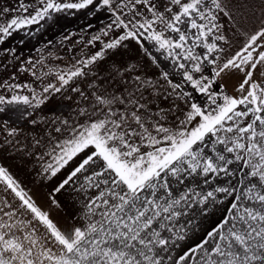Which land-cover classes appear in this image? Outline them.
Segmentation results:
<instances>
[{
	"label": "snow or ice",
	"instance_id": "snow-or-ice-1",
	"mask_svg": "<svg viewBox=\"0 0 264 264\" xmlns=\"http://www.w3.org/2000/svg\"><path fill=\"white\" fill-rule=\"evenodd\" d=\"M81 10L103 14V36L119 31L67 70L38 75L16 48H0V88L31 93L0 94V156L50 149L54 163L42 167L45 179L71 169L55 192L85 175L81 190L93 191L83 203L84 223L59 227L0 166L4 191L19 201L0 199V264H264V0H16L0 6V45L18 30L41 21L55 25L57 14ZM249 22L251 29L244 27ZM233 38L240 46L229 51ZM132 42L157 68L161 58L168 61L158 79L135 64L125 66L135 73L126 78L113 64L116 87L94 91L90 107L78 104L75 116L36 114L110 50ZM17 61L18 72H31L37 81L55 71L60 86L47 83L38 95L30 84L10 83L16 73L7 79L3 73ZM234 75L242 79L237 95H230L224 82ZM161 101L171 103L165 108ZM194 205L188 224L207 220L214 209L223 215L194 246L177 253L188 231L176 222Z\"/></svg>",
	"mask_w": 264,
	"mask_h": 264
},
{
	"label": "rangeland",
	"instance_id": "rangeland-1",
	"mask_svg": "<svg viewBox=\"0 0 264 264\" xmlns=\"http://www.w3.org/2000/svg\"><path fill=\"white\" fill-rule=\"evenodd\" d=\"M25 2H34V0H25ZM16 0H0V6L15 5ZM74 11V10H73ZM90 10H81L73 15L57 14V23L53 25L51 22L45 23L41 21L40 24L31 25L26 29L18 30L14 32L9 38H6L2 47H14L18 48L20 53H23V61L33 58L35 64V70L37 74L47 72L49 68L54 70H67L72 64H75L77 60H83L90 57L95 52L99 51L103 47V43L107 42L109 38H115L119 30L111 32L109 37H105L99 33V29L102 24L99 22L103 19V14H97L96 17L89 15ZM13 13L12 16H15ZM93 25L92 28H87V25ZM40 25L44 27L39 32H35ZM245 28L249 29L250 26L246 25ZM84 30V31H82ZM35 32L34 36H25V32ZM100 34L101 39L98 41L89 40L94 35ZM231 37V33H229ZM65 37H68L65 39ZM243 38V37H242ZM241 37L239 38V40ZM24 40V44L21 45L19 41ZM49 41L51 43L49 44ZM241 41V40H240ZM240 46L239 41L236 38L232 39V48L229 51H234ZM151 48V46L149 45ZM18 51V52H19ZM199 51V50H197ZM42 53V54H41ZM19 54V53H18ZM160 56V53H155ZM116 64L121 68V74L135 75L129 69V72H125V66L137 65V71H140L142 75L149 77L153 80L159 78V72L161 69L168 67V61L161 58L160 68H157L155 64H152L148 57L144 56V53L135 42L129 44L128 48H121L116 51H109L104 60L99 61L97 64L90 66V69H85L88 75L84 77L74 78L69 85L64 86L60 93H54L50 96L51 100L57 102L62 96L76 98L81 107H90L94 97L92 93L102 92L105 89L112 90L116 87V80L110 78L112 72L111 66ZM30 66V65H29ZM79 66V65H77ZM43 79H48L50 83L60 86V82L56 78L55 71ZM176 79H179L178 77ZM72 88H78L85 96L87 100L81 97L77 92L72 91ZM185 90H188L185 87ZM67 100V98H66ZM171 101H161L160 106L167 108Z\"/></svg>",
	"mask_w": 264,
	"mask_h": 264
},
{
	"label": "crops",
	"instance_id": "crops-1",
	"mask_svg": "<svg viewBox=\"0 0 264 264\" xmlns=\"http://www.w3.org/2000/svg\"><path fill=\"white\" fill-rule=\"evenodd\" d=\"M249 25L251 29L253 27V23L249 22L244 25ZM241 41L243 38L241 37ZM0 48L2 47L0 45ZM17 53H20L18 48ZM199 50V49H198ZM19 51V52H18ZM235 51V50H234ZM42 54V53H41ZM31 59V58H30ZM21 60L23 61L22 57ZM33 62V58H32ZM11 64V60H9ZM17 67H9L7 72L3 73V78L7 79L9 73H16V79L10 80V83H19V84H30L36 90L38 95L41 94V89L47 83H50L48 79H42V81H37L35 77L31 75V72H18V66L20 65V61L16 62ZM24 67L30 68L28 64H24ZM36 69V68H35ZM33 69L34 71H36ZM242 77L239 75H234L225 80L226 87L224 91L230 95H237L235 92L236 87L240 83ZM188 90L190 86H185ZM13 93L20 95H29L31 97V93L25 88L14 89ZM13 93L8 92L4 88H0V94L11 95ZM199 95V94H197ZM57 102L52 101L49 97V100L45 105H42L40 109L36 110V114L40 117L50 116L53 111L57 114L63 113L64 116H75V110L77 105L80 104L77 102L76 98L67 99L65 96H62L60 99L56 100ZM19 107H23L22 105ZM31 111V109H29ZM22 144L26 143L25 141H21ZM50 149L45 148L43 146L39 148L29 147L20 152H16L15 150H10L3 156H0V166H4L8 168L10 174L18 183H20L21 187H23L37 202V204L43 208V210L49 212L51 218L58 224L61 228H70L71 226H81L84 223L82 219L84 209L83 203L86 202L88 196L90 195L92 189H89L87 192L81 190V185H86L87 181L85 180V175H78V177L73 178V181L65 186L60 192H55L54 188L57 184L63 180L68 172L71 170L70 168H66L58 174L56 178L51 180L45 179L42 175V167L47 163H54L51 157L47 155ZM31 152L32 155H28L27 153ZM43 156V158H41ZM203 189L209 190L207 185H202ZM5 185L0 183V199H6L10 201L13 205L19 203L18 199L15 198L14 194L4 191ZM53 199L59 204L57 207L52 201ZM2 206V205H0ZM195 205L192 209L189 210L188 216H182L176 222V228H181L187 225L188 237L185 241L179 242L181 247L177 249V253H182L187 250L189 246H194L202 237H204L205 233L211 229L213 223L216 220H219L222 212L215 210L212 214L209 215L207 220L203 218L197 219L194 223L188 224L189 216L193 211H195ZM8 209H5L7 211ZM21 219H29L30 214L28 216L20 217ZM36 224L35 221H33ZM37 228L41 234L46 233V229L37 224ZM20 234V233H18Z\"/></svg>",
	"mask_w": 264,
	"mask_h": 264
}]
</instances>
